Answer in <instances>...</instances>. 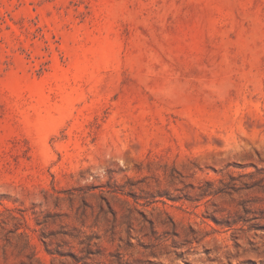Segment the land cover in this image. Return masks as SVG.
Returning <instances> with one entry per match:
<instances>
[{
  "label": "rangeland",
  "instance_id": "374dc122",
  "mask_svg": "<svg viewBox=\"0 0 264 264\" xmlns=\"http://www.w3.org/2000/svg\"><path fill=\"white\" fill-rule=\"evenodd\" d=\"M0 264H264V0H0Z\"/></svg>",
  "mask_w": 264,
  "mask_h": 264
}]
</instances>
